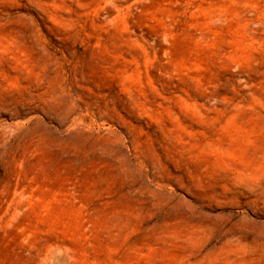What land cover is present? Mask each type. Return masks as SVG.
Here are the masks:
<instances>
[{"label": "rangeland", "instance_id": "obj_1", "mask_svg": "<svg viewBox=\"0 0 264 264\" xmlns=\"http://www.w3.org/2000/svg\"><path fill=\"white\" fill-rule=\"evenodd\" d=\"M0 264H264V0H0Z\"/></svg>", "mask_w": 264, "mask_h": 264}]
</instances>
